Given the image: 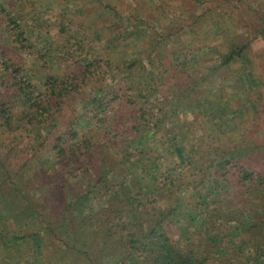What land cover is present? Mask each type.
Segmentation results:
<instances>
[{
    "label": "trees",
    "instance_id": "trees-1",
    "mask_svg": "<svg viewBox=\"0 0 264 264\" xmlns=\"http://www.w3.org/2000/svg\"><path fill=\"white\" fill-rule=\"evenodd\" d=\"M29 2L31 20L27 19L25 8L13 3L7 8L0 1V27L9 34L5 39L0 35V128L1 133L12 135L13 140L10 148L0 144V154L2 149L13 153L20 142L31 145L35 141L36 146L32 153L22 149L21 164L14 169L2 161L0 183L7 180L24 199L29 200L32 208L36 207L35 202L42 204L45 214L49 212V206L44 198L48 202L56 200L55 207L59 211L55 226L63 231L50 230L53 232L51 239L59 250V259L42 254L41 259L33 263L30 253L19 258V264H102L104 257L115 253L137 258L140 264H264V169L260 160L253 159L251 152L246 153L242 148L226 143L221 145L217 138L212 139L211 144L200 140L192 145L185 157L168 163L165 170L159 169L151 174L143 168L130 177L127 169L126 173L123 171L127 164L125 157L117 161L116 156L113 160L112 154L103 155V149L110 143H120L129 135V128L124 125L112 136L101 124L94 129H84L79 122L75 111L77 105L82 104L86 109L94 107L103 113L114 114L117 118L115 126L121 115L133 114L136 110L129 107L118 113L122 108L119 104L125 98L139 110L137 123L151 125L156 132L163 130L172 120L165 105L167 98L164 105L149 110L138 103L149 101L147 95L157 74L166 77L167 69H161L158 59L161 56L159 51L163 49V35L147 37L141 49L133 44L126 53L132 55L134 49L140 51L128 60L119 54V42H108L99 48L91 46L98 29L88 32L84 20L78 15L76 23L83 30L78 32L80 38L74 42L72 38L61 42L58 58L57 55L53 58L41 50L39 40L35 43L32 39L35 30L45 25L38 16L40 10L35 7L36 0ZM61 2L70 5L72 0ZM95 2L103 7L100 17L133 20L131 13L119 11L111 3ZM72 14L71 11L62 13L64 21L59 35L66 34L68 25L65 22H72ZM110 24L101 27L99 32ZM228 46V52L222 54L221 65L238 62L242 65L250 49L249 42H231ZM56 58L63 69L56 67ZM145 58L151 62V73L147 71L146 75L141 73L138 77ZM101 60L104 66L99 71L96 64ZM157 67L160 71L155 70ZM112 70L118 71V77L122 75L114 83L115 87H98ZM37 72L41 76L43 91L31 81ZM91 86L93 94L87 95ZM130 91L133 94L128 95ZM78 98L77 104L74 100ZM177 100L181 102L182 99ZM169 133L167 129L163 136ZM137 138L135 136V140ZM50 155L55 158L59 169L55 175L47 176L42 170V159ZM210 156L214 158L213 164L205 166L199 175L195 174L197 176L191 184L205 186L213 176L219 180L223 178L224 193L214 202L199 201L196 208L203 204L207 207L205 217L198 221L201 224L193 231L179 226L182 235L177 239L171 220L181 212V207L173 203L165 205L164 201L172 196V186L183 184V171L188 175L193 172L194 164L204 166ZM30 170L35 175L29 176ZM79 171L85 175L93 172L96 177L95 183H88L87 191L78 189L79 185L71 182L75 179L73 177L79 176ZM42 188L43 193L27 197L33 190ZM82 194H94L97 199H106L107 204L99 211L83 216L78 202ZM5 196L4 187L0 185V198ZM129 213L138 220L135 225L126 220L125 215ZM246 214L251 217L245 218ZM5 230H0V234H6L0 239L1 250L16 247L33 236L25 233L7 237ZM97 235H101V240L94 244Z\"/></svg>",
    "mask_w": 264,
    "mask_h": 264
},
{
    "label": "rangeland",
    "instance_id": "rangeland-1",
    "mask_svg": "<svg viewBox=\"0 0 264 264\" xmlns=\"http://www.w3.org/2000/svg\"><path fill=\"white\" fill-rule=\"evenodd\" d=\"M0 1L7 8L11 3L19 8H25L27 19L31 20L32 14L28 13L31 9L29 0ZM36 2L35 7L40 10L38 16L42 18L45 26L36 29L32 39L35 43L39 40L41 50L52 55L53 58L55 55L58 58L57 53L60 51L58 45L61 42H65L68 38H72L74 42L80 38L78 32L82 33L83 30L76 23L78 15L84 20L88 32L92 33V29H98L91 46L99 48L108 42H119L121 44L119 54L125 55L124 58L128 60L140 51L134 49L132 55L126 53L133 44L141 49L147 37L160 35L159 33L163 35V49L159 51L161 56L158 59L161 69H167L166 77L162 78L161 74H157L155 84L147 95L149 101L138 102L143 106L142 108L149 110L153 106L165 103L163 101L167 98L165 105L169 108L172 120L161 132H156L151 125L137 123L139 110L125 98L119 104L122 105L119 111V105L116 106L118 113L126 111L129 107L136 110L133 114L121 115L120 122L115 126L117 118L114 114L103 113L94 107L86 109L82 104H78L80 98L74 100L78 104L75 112L84 129L90 127L94 129L101 124L113 136L117 130L125 126L129 128V135L120 143L113 145L110 143L109 147L103 149V155L112 154L113 160L116 156L117 161L125 157L127 164L123 171L126 173L127 169L130 177L137 175L143 168L151 174L157 173L159 169L163 171L168 163L185 157L193 144L200 140L211 144L209 142L216 138L221 145L226 143L242 148L246 153L251 152L253 159L260 160L264 169V0H104L105 3L117 6L119 11L124 10L133 15V20L125 21L120 17L108 20L105 16L100 17L103 7L95 0H72L70 5L62 4L61 0H36ZM67 11L73 13L72 22L66 20L65 25H68L66 34L59 35L60 25L64 21L61 15ZM108 22L112 23L109 25L110 29L108 27L99 32L101 27L109 24ZM225 27L227 30H224ZM0 35L4 39L9 36L4 27H0ZM231 42L250 44L242 65L239 62L221 65L222 54L228 52V45ZM57 58L54 61L56 67L63 69ZM102 66H104L102 60L96 64L99 71L102 70ZM143 66L138 77L141 73L146 75L147 71L151 73L150 60L145 58ZM155 70L160 71L159 67ZM117 72L112 70L98 87L113 89L114 83L122 76L118 77ZM40 80V73L37 72L31 81L43 91ZM88 89L87 95L94 91L93 86ZM130 94L133 93L130 91L128 95ZM179 97L182 99L181 102L177 100ZM167 129L170 133L163 136ZM135 136L138 137L137 140ZM11 137L12 135L1 133L0 128V144L7 145L8 148L12 147ZM35 146V141L31 145L20 142L14 147L13 153H7L9 149H2L0 171L2 172V161L7 167L13 169L15 166L18 167L22 161L20 158L22 149L32 153ZM213 159V156H210L204 166L194 164L193 172L188 175L183 171L185 174L181 181L183 184L172 186V196L164 201L165 205L173 203L181 207V212L171 220L177 239L182 235L179 226L184 230L188 228L193 231L194 227L201 224L198 221L205 217L207 207L203 204L196 208L199 201L214 202L224 193L223 178L219 180L213 176L205 186L191 184L202 169L213 164L211 162ZM42 163V170L47 176L58 172L59 166L52 155L42 159ZM78 173L79 176L73 177L75 179L71 182L78 184V189L87 191L88 183H95L96 177L93 172L88 175L83 171ZM27 174L35 175L33 170ZM196 179L197 182L200 181V178ZM38 181L41 183L40 179ZM0 185L4 187L6 193L5 197L0 198V230L5 228L7 237L33 234L29 241H23L16 247L8 250L0 249V264H19V258L26 257L30 253L33 263L39 261L42 254L59 259V250L52 241L54 239H51L53 232L50 231L52 229L63 231L55 226L59 211L55 207L56 200L51 199L52 202L51 200L48 202L44 198L49 206V212L45 214L46 209L44 210L42 204L35 202L36 207L32 208L29 200L24 199L7 180H3ZM44 188L33 190L27 194V197L43 193ZM68 195L70 197V194ZM78 202L82 206L83 216L99 211L107 204L106 199H97L94 194H82ZM250 217V214L245 215V218ZM125 218L133 225L138 221L130 213L126 214ZM3 237H6L5 232L0 234V239H4ZM100 240L101 235H97L94 244H98ZM102 264H140V262L127 254L115 253L104 257Z\"/></svg>",
    "mask_w": 264,
    "mask_h": 264
}]
</instances>
